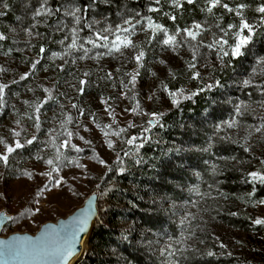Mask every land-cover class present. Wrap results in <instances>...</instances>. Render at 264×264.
<instances>
[{
  "label": "snow or ice",
  "instance_id": "6c2138e0",
  "mask_svg": "<svg viewBox=\"0 0 264 264\" xmlns=\"http://www.w3.org/2000/svg\"><path fill=\"white\" fill-rule=\"evenodd\" d=\"M111 3L113 0H90L85 5L81 0H64L59 7H55L50 0H37L38 6H33L31 0H26L25 8H31L33 22L22 29L29 37L24 43L29 49L35 48L36 52L34 57H22L26 70L16 73L14 78L8 80L0 78V117L7 115L9 108L15 113V118L12 120L14 126L7 128V135H0V168L28 180H33L36 176L43 177L44 182L35 193L37 197L58 188L64 189L69 183L66 169L73 172L72 181L76 180L75 170H79L80 176L88 178V165L92 162L104 168V172L98 177L100 182L95 187L100 197L106 196L113 185L108 184L105 176L109 173L114 174L117 170L121 173L125 172V158H130L136 163L141 162L138 154L143 143H137L139 136L129 135L128 130L137 128L139 135H143L154 124H158L163 116V113L156 110L144 112L141 101L136 100L139 95L136 91L138 78L142 71L150 73L154 80L158 81L155 89L147 95V100L153 102L167 100L171 106L179 107L181 100H191L200 94L223 87L218 73L222 74L229 67L234 68L235 63L248 58L257 43L258 30L264 33V0H149L147 12L159 18H166L172 22L171 26L154 18V15L128 13L126 5L117 13L119 22L110 20L103 14L99 19L92 15V10L98 8L100 4ZM185 5L198 7L204 19H192L190 23L181 24L179 20L183 18ZM7 8H9L8 0H0V16L6 14L3 9ZM249 11L254 13L252 17L247 15ZM226 16L229 17L228 20H225ZM53 18L54 22L48 23ZM17 19L22 21L21 17ZM41 21L48 29L46 35L38 31ZM10 31L15 33L16 29ZM57 33L60 37L55 39ZM138 34H143V39H135ZM33 36L57 44L59 50L46 48L44 43L33 45L31 43ZM7 39L5 32L0 31V42ZM156 47L173 53L177 61V66L173 68L169 61L153 57L151 61L153 65L159 64L165 67L163 76L152 70L147 59L148 52ZM12 51L10 48L3 52V55L8 56ZM18 51L22 52L24 49ZM260 51L264 52V48ZM105 57L121 61V65L114 70L116 76L113 71L105 70L102 64ZM88 61L93 62L91 67L81 66L82 62ZM127 64H133L134 67L130 71L125 70ZM41 69L44 73L49 71L66 73L68 78L56 76L49 80L48 86L42 82L30 86L28 81L32 80ZM7 72V68L0 66V74ZM93 75L96 76L95 81L92 79ZM101 80L109 83L119 92L118 96L109 95L107 98L99 95V104L103 106L105 115L111 117V124H101L98 122L97 113L82 105L81 98L87 90L94 85L98 86ZM21 82H25L26 92L32 93L30 99L22 101L26 106L22 112L15 104L10 105L8 102L9 93L17 98L20 97V92H12V86L20 85ZM240 83L245 89L251 88L259 92L261 99L256 103L258 107L264 109V55L255 56L251 72L248 73L247 78L240 80ZM37 92L40 94L37 95ZM128 93L132 94L131 99L136 100V103L125 111L147 116L146 125L137 126L134 121H128L125 127H118L113 132L112 125L117 124V117L109 101L118 100L119 96H127ZM251 95L252 93H249V96ZM52 104L56 105V109H52V116L49 117L48 110ZM255 111L250 103L239 100L238 103H233V113L229 119L222 120L214 126V136L224 132V135L219 136L220 141L238 145L243 153L250 155L251 161H256L260 165L259 168L251 167L243 172L244 183L250 185V190L244 195L229 197L220 188L215 189L216 195L224 200L232 198L240 201L242 205L253 207L264 206V198H257L258 189L264 186V151L257 155L251 142L254 139L264 141V115L255 116L253 115ZM85 116L88 117V123L81 119ZM245 116H252L253 119L258 120V123L243 124ZM49 120L53 122V126L46 127ZM55 124L59 127H55ZM92 125L103 132L100 147L106 145L108 150L115 153L112 164L99 154L93 140L82 134V132L91 133ZM242 126L244 135L237 138L226 131ZM113 134L123 137L122 144L133 147H121L120 151L116 152V144L110 138ZM76 140L81 141L83 146L76 143ZM214 143L215 140L210 138L207 147L201 151H210ZM261 148L264 149V144H261ZM86 150H90L91 155H88ZM25 152L40 168L38 172L35 168L20 166L17 157H23ZM221 159L236 161L237 157L228 156ZM238 163L243 164L245 161L241 160ZM211 170L213 176L220 171L215 163L211 165ZM2 177L3 173H0V178ZM68 190L71 191V188L69 187ZM192 191L201 200L216 199L211 184L208 185L207 192H201L199 187H195ZM73 194L75 195L74 192ZM3 195L0 193V196ZM96 195L97 193H93V196ZM35 203L38 204L39 200ZM90 207L91 200L89 208L73 214L66 220H59L58 223L43 225L36 236L13 235L11 238L0 240V264H61L71 255L77 234L85 231ZM192 207L198 208L199 202L193 201ZM219 210V207L200 209L203 212ZM40 211L39 207H28L20 213V216L35 215ZM228 214L238 216L241 212L229 211ZM6 219L14 221L17 217L6 216ZM196 219V214L187 211L180 217L179 223L184 226ZM249 219L255 226H264V216L249 217ZM200 230L203 232L204 228ZM189 235L195 236V232L189 231ZM213 239L219 242L220 249L227 248L226 244L219 241V237L213 235ZM169 241L160 249L161 255L173 258L169 260V264H178L174 259L175 255L177 253L182 255L188 250L185 247L183 229L179 238L169 237ZM199 243L205 245V248L203 250L194 248L192 249L194 252L207 257L218 255L212 247H207L204 239H200ZM151 244L152 241H148L149 248ZM220 254L231 255V253Z\"/></svg>",
  "mask_w": 264,
  "mask_h": 264
},
{
  "label": "rangeland",
  "instance_id": "374dc122",
  "mask_svg": "<svg viewBox=\"0 0 264 264\" xmlns=\"http://www.w3.org/2000/svg\"><path fill=\"white\" fill-rule=\"evenodd\" d=\"M11 2H16V4L14 3V9L11 7ZM63 2L64 0L61 1V3ZM89 2L90 0H87L83 4L86 5ZM8 3L9 8L3 9L6 14L0 16V31H4L8 37L6 41L0 42V66L8 69L7 74H0V78L4 80L14 78L16 73L26 70L25 65L22 63V57H34L36 52L35 48L29 49L26 47L24 42L29 37L22 31L23 28L28 27L33 22L31 19V8H25L26 0H8ZM50 3L54 5V0H50ZM31 4L38 6L37 0H31ZM148 4L149 0H143V7L141 8H135L125 1L121 3L100 4L98 8L92 10V15L99 19L100 15L103 14L109 17L110 20L119 22L117 13L118 11H122V6L124 5H126L128 13L139 12L141 15H154L147 12ZM247 15L252 17L254 13L249 11ZM6 16L9 17L6 19ZM18 17H21L22 21L18 20ZM154 18L160 19L161 22L166 23L168 26L172 25V22L166 18H159L155 15ZM192 19L203 20L204 16L199 12L198 7L193 8L192 6L185 5L183 18L179 22L181 24L186 22L190 23ZM228 19L229 17L226 16L225 20ZM53 22L54 18L48 21L50 24ZM13 28L16 29L15 33L10 31ZM38 31L45 35L47 34L48 29L45 27L43 21H41ZM59 37L60 34L57 33L54 38L58 39ZM135 39H143V34H138ZM256 39L257 43L252 48L248 58L243 59L240 63H235L234 68L229 67L224 73H218L222 79L223 87L213 89L211 92H205L196 97L199 100L211 97L209 103L204 104L206 105L204 111L193 118L184 119L180 115L176 117L173 120L175 126L171 134V140L164 143L157 153L150 155L149 160H147L148 166L155 165L158 160L164 161L165 165L158 172L159 176L156 178V185H148L140 193H136V199H134V203H131V210H133L135 217L140 218L144 216L146 221L143 223L140 220L136 221L134 219L129 224H132L131 240L134 238L135 246L142 250V256L146 258L144 264H169V260L173 258L167 255H161L160 249L164 248L170 242L169 237L173 239L179 238L182 229L185 235V247L188 250L183 252L182 255L180 253L175 255L174 259L178 264H264V226H255L252 224L251 219H249V217L264 216V206L257 205L253 207L252 205H242L240 201L232 198L224 200L217 196L215 192L216 188H220L229 197L233 195H244V193L250 190V185L244 183L242 178L243 172L251 167H260L258 162L251 161L250 155L243 153L238 145L220 141L219 136L224 135V132L214 136V126L222 120L229 119L233 113V103H238L239 100H245L251 104L252 108L256 109L253 115H264V109L258 107L256 103L261 99L259 92L251 88L245 89L240 83V80L247 78L248 73L251 72V67L255 62V56L257 54L264 55V52L260 51L261 48H264V33L258 30ZM31 43L33 45L44 43L46 48L59 50L57 44L51 43L47 39L33 36ZM10 48L13 50L11 54L4 56L3 52ZM18 49H24V51L21 52ZM154 56L169 61L170 66L173 68L177 66V61L173 53L162 51L159 47L151 49L147 57L149 66L153 71L160 73L161 76H163L166 69L162 65H153L151 63ZM92 64L93 62L91 61L82 62L81 66L91 67ZM102 64L106 71L114 72L115 68L121 65V61L105 57L102 60ZM132 67H134L133 64H127L125 70L130 71ZM116 75L114 72V76ZM56 76L65 79L68 78L66 73H58L55 71L44 73L41 69L38 70L37 75L32 80L28 81V84L34 86L35 83L42 82L45 86H48L49 80ZM92 79L95 81L96 76L93 75ZM157 83L158 81L154 80L150 73L141 72L136 89L139 95L136 97V100L141 101L144 112L156 110L163 113L165 109L172 107L167 100L153 102L146 99L147 95L155 89ZM17 91L21 93L20 97L17 98L9 93L8 102L10 105L15 104L17 109H20L22 112L26 108L22 104V101L24 99H30L32 93L26 92L25 82L12 86V92ZM249 93H252V95L249 96ZM39 94L37 92V95ZM99 95H104L106 98L109 95L118 96V89H113L109 83L101 80L98 82V86L94 85L92 88H89L87 93L81 98L82 105L86 109L97 113L98 122L101 124H111V117L105 115L103 106L99 104ZM131 95V93H128L127 96H119L118 100L109 101L117 117V124L112 125L113 132L118 127H125L128 121H134L137 126L146 125L147 116L135 115L131 111H125V109H130L136 103V100L131 99ZM52 109H56V105L52 104L49 106V117L52 116ZM7 113V115L0 117V135H7V128L14 126L12 125V120L15 118V113L12 112L11 108L7 110ZM81 119L85 123H88L87 116L81 117ZM249 123H258V120L253 119L252 116H245L243 118V124ZM156 125L154 124L145 135H139L137 128L129 129L128 134L138 135L139 139L137 143H139L140 139H143L145 146H149V142L152 140H160L155 137ZM48 126H53L51 120L46 124V127ZM55 127L58 128L59 125L55 124ZM91 127L93 128L91 133L82 132V134L86 138H91L99 154L109 164H112L115 159V153L108 150L106 145L100 147L103 132L94 125ZM226 131L234 138L244 135L243 126L238 129ZM110 138L116 144V152H119L121 147H133L122 144L123 137H117L113 134ZM210 138L215 140L214 147L208 152L201 151V149L207 147ZM75 142L83 146L81 141L76 140ZM251 142L254 145L257 155L261 151H264L261 148V144H264V141L254 139ZM88 155H91V152ZM228 156H236L237 160L225 161L221 159L222 157ZM17 160L20 162L21 167L29 169L35 168L37 172L40 170L34 161L28 157L26 152L23 154V157H17ZM241 160L245 161V163H238ZM125 161L128 164L130 163L128 158H125ZM248 161H251V163H248ZM214 163L220 169L216 176L212 175L211 170V165ZM131 166L133 172L140 168L136 167L134 163ZM88 167V178L80 176L79 170H75V181L71 180L73 172L66 169L65 171L68 173L69 180L68 185H65L64 189L58 188L53 192L44 193L40 197H37L35 193L42 186V182H44L43 177L36 176L33 180H28L27 178H20L16 174L0 168V173H3V177L0 178V193L4 194L0 196V213L3 212L7 216L17 217L16 220H9L5 224L0 231V237L5 238L13 233L34 235L43 224L55 222L59 218H65L70 215L83 204L88 195L92 193H97L98 195L95 185L100 182L98 177L104 172V168L96 165L95 162L89 163ZM92 177H97V179H92ZM105 180L108 181L109 185H113V187L108 195L103 196L104 198L98 195V201L100 198L103 200L104 208L102 212H107L109 206L111 208L112 206H119V201L124 198L123 194L127 191L120 184H116L115 176L112 173L105 176ZM215 181H218V183H215ZM209 184L213 187V195L216 196L215 200H201L192 191L195 187H199L201 192H207ZM69 187L71 191L68 190ZM132 193H135L133 189H131ZM257 198H264V186L258 189ZM36 200H39L38 204L35 203ZM193 201L199 202L198 208L192 207ZM161 205H163L162 208ZM28 207H39L41 211L35 215L21 217L20 213ZM216 207L220 209L218 212L200 211L202 208L212 209ZM238 210L241 212L238 216L228 214L229 211ZM187 211L196 214L197 219L181 226L179 223L180 217ZM212 217H215V219ZM122 222L118 221L116 224L121 227ZM9 226H11V229ZM201 228H204L203 232L200 230ZM145 229L150 231H142ZM189 231H194L195 236H190ZM213 235L219 237V241L226 244L227 248L220 249L219 242L213 239ZM200 239H204L207 247H212L213 251L217 252L218 255L216 257H207L198 252H194L192 250L194 248L201 250L205 248V245L199 243ZM148 241H152L150 248L148 247ZM237 241H240V243H237ZM85 250L84 243L81 255ZM220 253H231V255H221ZM85 257L79 264H82Z\"/></svg>",
  "mask_w": 264,
  "mask_h": 264
},
{
  "label": "trees",
  "instance_id": "16d2710c",
  "mask_svg": "<svg viewBox=\"0 0 264 264\" xmlns=\"http://www.w3.org/2000/svg\"><path fill=\"white\" fill-rule=\"evenodd\" d=\"M61 1L62 0H54L53 6L59 7ZM124 1L135 8L143 7V0H113L114 3H121ZM81 2L86 3L87 0H81ZM14 3L16 4V2H11L12 9H14ZM8 17L9 16H6V19ZM186 21H188V19H186ZM210 99L211 97L199 100L194 97L191 100H181L179 107L172 106L165 109L159 124L156 125L155 131V137L160 140H152L149 142V146H145L143 139L139 140V143H143L138 154V158L141 162L136 163L134 160L128 158L130 163L128 164L126 162V171L121 173L117 170L113 174L115 176L116 184H120L121 187H124L127 190L126 193L123 194L124 198L119 201V206H112V208L109 206L107 212H102L104 205L103 200L100 198L97 204L98 217L96 218L93 229H91L85 242L86 250L82 253L76 264H79L86 254L87 255L82 264H125V262H127V264L145 263L144 261L146 258L145 256H142V250L135 246L134 238L131 240L132 224H129L134 219L136 221L140 220V222L143 223L146 221L144 216H141L140 218L135 217L133 210H131V203H134L133 201L136 199V193H140V191L148 185H156L155 181L157 176H159L158 172H160L165 165L164 161L158 160L155 165L152 164L151 166H148L147 160H149L150 155L157 153L164 143L171 140V134L175 126L173 120L176 117L180 115L184 119H188L198 116L204 111L206 107L204 104H208ZM145 134L146 133L143 135ZM86 151H88L87 153H90V150ZM133 163L136 167H140L137 171L134 170L135 172H133L131 166ZM131 189H133L135 193L131 194ZM118 221H123L121 227L116 224ZM9 228L11 229V226H9ZM124 237H127V239Z\"/></svg>",
  "mask_w": 264,
  "mask_h": 264
},
{
  "label": "water",
  "instance_id": "95a60500",
  "mask_svg": "<svg viewBox=\"0 0 264 264\" xmlns=\"http://www.w3.org/2000/svg\"><path fill=\"white\" fill-rule=\"evenodd\" d=\"M90 200H91L90 214H89L88 224L85 227V231L82 232V233H78L77 234V237H76V239H75V241L73 242V245H72L71 255H69L65 260H63L61 262V264H67L70 261V259L74 255L77 254V252L79 251L82 239L84 238V236L86 235V233L88 232L89 229H93L94 222H95L96 218L98 217V209H97L98 195L93 196V193L88 195V197L84 200L83 204L79 208L75 209L67 217L59 218L55 222H47V223H45V224H49V223L55 224V223H58L59 220H66V219L70 218L73 214H76V213L80 212L83 209L89 208V201ZM6 216L7 215L4 214L3 212L0 213V231L5 226V224L9 221L8 219H6ZM45 224H43V225H45ZM42 226L39 228V230L34 235L27 234V233H23V234H21V233H13V234H10L9 236L5 237V238L0 237V240L11 238L13 235H31V236H36V235L39 234Z\"/></svg>",
  "mask_w": 264,
  "mask_h": 264
},
{
  "label": "bare ground",
  "instance_id": "6f19581e",
  "mask_svg": "<svg viewBox=\"0 0 264 264\" xmlns=\"http://www.w3.org/2000/svg\"><path fill=\"white\" fill-rule=\"evenodd\" d=\"M90 231H91V229L88 230V232L86 233V235L82 239L81 244H80V248H79V251L77 252V254L74 255L67 264H75L79 260V257L81 256V250H82L83 244L86 242V240L90 234Z\"/></svg>",
  "mask_w": 264,
  "mask_h": 264
}]
</instances>
